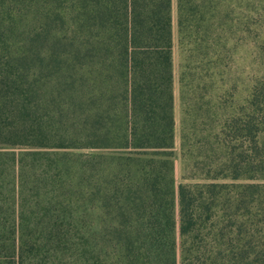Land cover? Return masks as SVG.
Segmentation results:
<instances>
[{"label": "trees", "instance_id": "obj_1", "mask_svg": "<svg viewBox=\"0 0 264 264\" xmlns=\"http://www.w3.org/2000/svg\"><path fill=\"white\" fill-rule=\"evenodd\" d=\"M0 264H264L256 0H0Z\"/></svg>", "mask_w": 264, "mask_h": 264}, {"label": "rangeland", "instance_id": "obj_2", "mask_svg": "<svg viewBox=\"0 0 264 264\" xmlns=\"http://www.w3.org/2000/svg\"><path fill=\"white\" fill-rule=\"evenodd\" d=\"M256 6L259 13L260 21H264V0H256ZM251 50V49H250ZM248 48L242 49L237 57V62L235 64L236 72L241 73L240 78L252 77L256 74L258 70V63L255 61L252 53ZM175 66L176 73H178L179 58L177 52L175 53ZM246 81V80H245ZM176 93V149H175V173L177 183L182 182V165L179 158V136H180V106H179V86L176 78L175 85Z\"/></svg>", "mask_w": 264, "mask_h": 264}]
</instances>
